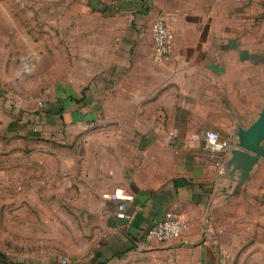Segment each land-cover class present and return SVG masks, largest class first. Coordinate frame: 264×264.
<instances>
[{
	"label": "crops",
	"instance_id": "1",
	"mask_svg": "<svg viewBox=\"0 0 264 264\" xmlns=\"http://www.w3.org/2000/svg\"><path fill=\"white\" fill-rule=\"evenodd\" d=\"M84 2L62 108L38 113L26 135L23 120L9 133L4 122L0 152L15 139L22 159L25 137L36 145L53 135L69 211L96 232L89 264H217L243 245L264 250V158L242 184L227 166L233 132L264 109V0ZM157 19L173 36L165 60L153 51ZM209 131L227 152L211 150ZM121 205L128 219L117 218ZM167 211L188 219L183 236L146 240Z\"/></svg>",
	"mask_w": 264,
	"mask_h": 264
},
{
	"label": "rangeland",
	"instance_id": "2",
	"mask_svg": "<svg viewBox=\"0 0 264 264\" xmlns=\"http://www.w3.org/2000/svg\"><path fill=\"white\" fill-rule=\"evenodd\" d=\"M84 1L0 0V134L4 122L9 133L15 132L16 120H23L26 135L38 113L62 108L70 43L84 22L74 14L85 12ZM95 11L88 5L87 12ZM24 140L22 159L16 160L15 139L0 152V264H89L97 236L86 229L79 212L69 211L63 149H55L50 134L37 138L36 145ZM243 246L236 257L217 264H264L259 245ZM148 261L153 264L128 258L108 264Z\"/></svg>",
	"mask_w": 264,
	"mask_h": 264
},
{
	"label": "built area",
	"instance_id": "3",
	"mask_svg": "<svg viewBox=\"0 0 264 264\" xmlns=\"http://www.w3.org/2000/svg\"><path fill=\"white\" fill-rule=\"evenodd\" d=\"M151 37L153 51L157 60H165L171 56L173 36L163 20L157 19L151 25ZM205 140L211 150L221 153L228 147L225 140H221L217 132L209 131L205 134ZM112 200H117L116 195L111 196ZM117 218L128 219L125 214V207L121 205ZM189 227L188 219L175 211H167L163 217L154 225L146 229L144 237L146 240H153L158 243H167L180 239Z\"/></svg>",
	"mask_w": 264,
	"mask_h": 264
},
{
	"label": "water",
	"instance_id": "4",
	"mask_svg": "<svg viewBox=\"0 0 264 264\" xmlns=\"http://www.w3.org/2000/svg\"><path fill=\"white\" fill-rule=\"evenodd\" d=\"M232 147L225 148L221 153L229 150L230 157L227 166L240 171V184L248 177L253 166L264 158V109L247 128H238L233 132Z\"/></svg>",
	"mask_w": 264,
	"mask_h": 264
},
{
	"label": "trees",
	"instance_id": "5",
	"mask_svg": "<svg viewBox=\"0 0 264 264\" xmlns=\"http://www.w3.org/2000/svg\"><path fill=\"white\" fill-rule=\"evenodd\" d=\"M123 255H124V253H118L116 256H117L118 258H122Z\"/></svg>",
	"mask_w": 264,
	"mask_h": 264
}]
</instances>
